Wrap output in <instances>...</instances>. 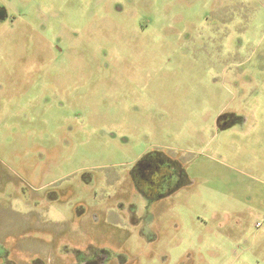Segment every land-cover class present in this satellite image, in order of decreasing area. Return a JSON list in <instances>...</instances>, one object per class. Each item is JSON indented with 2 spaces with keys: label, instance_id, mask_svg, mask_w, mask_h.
Masks as SVG:
<instances>
[{
  "label": "rangeland",
  "instance_id": "obj_1",
  "mask_svg": "<svg viewBox=\"0 0 264 264\" xmlns=\"http://www.w3.org/2000/svg\"><path fill=\"white\" fill-rule=\"evenodd\" d=\"M0 1V244L264 264V0ZM147 153L184 182L144 211Z\"/></svg>",
  "mask_w": 264,
  "mask_h": 264
},
{
  "label": "flooded vegetation",
  "instance_id": "obj_2",
  "mask_svg": "<svg viewBox=\"0 0 264 264\" xmlns=\"http://www.w3.org/2000/svg\"><path fill=\"white\" fill-rule=\"evenodd\" d=\"M8 11L4 2L0 1V21L6 20ZM56 41L59 40L56 35ZM68 42V39H66ZM179 165V164H178ZM174 158L164 153H151L143 155L134 165L130 177L133 188L137 191L139 206L144 211L152 210L157 202L163 201L181 188L183 184V171L179 168ZM148 217V216H146ZM40 230L43 240L49 236L52 256L47 259L43 255H22L17 246L5 245L3 252L0 253V264H84L85 262L98 260L104 264H125L124 255H112L107 249H95L90 245L73 244L68 237H58L57 231L48 230L47 226H36ZM58 243V245H57ZM55 255H53V252ZM89 252V253H88ZM58 254V255H56Z\"/></svg>",
  "mask_w": 264,
  "mask_h": 264
},
{
  "label": "water",
  "instance_id": "obj_3",
  "mask_svg": "<svg viewBox=\"0 0 264 264\" xmlns=\"http://www.w3.org/2000/svg\"><path fill=\"white\" fill-rule=\"evenodd\" d=\"M4 247L2 244H0V253L3 252ZM84 264H104V263H100L98 260H92V261H88L85 262Z\"/></svg>",
  "mask_w": 264,
  "mask_h": 264
},
{
  "label": "trees",
  "instance_id": "obj_4",
  "mask_svg": "<svg viewBox=\"0 0 264 264\" xmlns=\"http://www.w3.org/2000/svg\"><path fill=\"white\" fill-rule=\"evenodd\" d=\"M151 153H147L146 155H150ZM157 154H159V153H157Z\"/></svg>",
  "mask_w": 264,
  "mask_h": 264
},
{
  "label": "built area",
  "instance_id": "obj_5",
  "mask_svg": "<svg viewBox=\"0 0 264 264\" xmlns=\"http://www.w3.org/2000/svg\"><path fill=\"white\" fill-rule=\"evenodd\" d=\"M257 225L260 226V223L258 222Z\"/></svg>",
  "mask_w": 264,
  "mask_h": 264
}]
</instances>
